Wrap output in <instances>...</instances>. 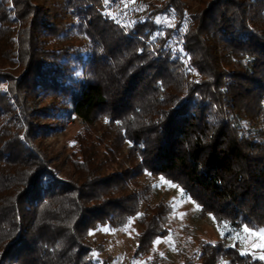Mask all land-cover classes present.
I'll list each match as a JSON object with an SVG mask.
<instances>
[{
    "label": "trees",
    "instance_id": "1",
    "mask_svg": "<svg viewBox=\"0 0 264 264\" xmlns=\"http://www.w3.org/2000/svg\"><path fill=\"white\" fill-rule=\"evenodd\" d=\"M10 1L0 264H100L90 231L138 215L148 264H264L242 246L264 228V0H154L128 29L101 0ZM76 119H104L101 136L79 132L54 161L46 138ZM144 174L179 183L222 238L185 229L175 258L150 257L173 206Z\"/></svg>",
    "mask_w": 264,
    "mask_h": 264
},
{
    "label": "rangeland",
    "instance_id": "2",
    "mask_svg": "<svg viewBox=\"0 0 264 264\" xmlns=\"http://www.w3.org/2000/svg\"><path fill=\"white\" fill-rule=\"evenodd\" d=\"M110 1L112 0H101L105 13H107L106 7H108L107 10L112 11V7L108 4ZM151 1L154 0H122L121 10L118 9L121 17L116 22L119 23L121 27L128 29L131 23L130 20L133 17H141L149 12V3ZM45 3V7L48 6L50 7L49 9L52 10L55 8L53 0H45ZM49 12H51V10H49ZM12 15L11 1L0 0V36L2 33L1 25L11 21ZM160 20H162V18ZM163 21L169 24L173 23L172 19L167 17H164ZM7 32L11 42L0 41V53H4L5 55H9L12 43L16 51L19 48V40L16 32L12 28L8 29ZM178 49L179 47L175 50L179 51ZM8 62L6 63L7 66H9ZM5 86L6 84H4V87ZM102 121H104V119H102ZM102 121L94 122L91 129L88 126L86 127L79 119H76L68 122L64 128L51 133L45 140V143H47L50 148V157H54V161L63 160L64 158L62 156L67 155L69 147L74 143V139L79 132H91L95 138L99 137V135L101 136V131H103ZM64 167L68 169L67 165H64ZM144 177L147 182L150 181L154 184V200H164L173 206V210L170 214L171 231H169L166 236L159 237L161 242L155 244L154 252L150 257H153L156 252H160L175 258L177 244L185 229L191 231L195 238L207 237L211 240L222 238L216 218L212 214L202 216L201 205L192 196L181 193L180 190L182 188L179 183L167 179L163 175L144 174L142 178ZM172 185H176V187H172ZM139 217L138 215L132 218L130 224L128 223L122 227L113 228L108 224H104L98 225L95 229L90 231L92 234H89L88 239L95 247L94 254L97 260L100 261V264H102L104 260H106L108 264H134V262L135 264H148L145 257L137 256V236L141 230V226L138 223ZM258 231L254 234V238L247 239V237H244L242 246L245 251H257L264 256V236L258 235Z\"/></svg>",
    "mask_w": 264,
    "mask_h": 264
},
{
    "label": "built area",
    "instance_id": "3",
    "mask_svg": "<svg viewBox=\"0 0 264 264\" xmlns=\"http://www.w3.org/2000/svg\"><path fill=\"white\" fill-rule=\"evenodd\" d=\"M109 4V6H111L112 7V11H109V10H107V8L108 7H106V14L110 17V18H112V19H114V20H116V21H118L119 19H120V17H121V15H120V9H119V7H120V5L122 4V0H112V1H110V3H108ZM119 9V10H118ZM118 15V16H117ZM117 16V17H116Z\"/></svg>",
    "mask_w": 264,
    "mask_h": 264
},
{
    "label": "snow or ice",
    "instance_id": "4",
    "mask_svg": "<svg viewBox=\"0 0 264 264\" xmlns=\"http://www.w3.org/2000/svg\"><path fill=\"white\" fill-rule=\"evenodd\" d=\"M158 22H159V21H158ZM185 27H186V25H185ZM180 51L182 52L183 50L180 49ZM172 187H176V185H172ZM180 191H181V193H183V189H181ZM130 223H131V219L129 220V224H130ZM105 230H107V229H105ZM243 230H244L245 232H248V231H249V229H248L247 227H245ZM89 234H92V233L90 232ZM257 234L260 235V236H264V229L259 230ZM160 242H161V241H160V239L158 238L156 241H154V244H158V243H160ZM260 258H261V259H264V256H261ZM134 264H135V262H134Z\"/></svg>",
    "mask_w": 264,
    "mask_h": 264
}]
</instances>
